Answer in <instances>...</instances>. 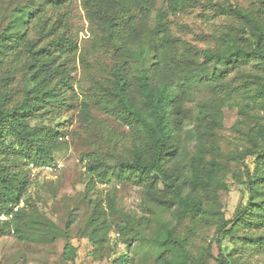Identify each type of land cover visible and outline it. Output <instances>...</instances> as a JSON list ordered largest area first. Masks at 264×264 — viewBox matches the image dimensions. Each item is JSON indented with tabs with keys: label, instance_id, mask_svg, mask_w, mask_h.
<instances>
[{
	"label": "trees",
	"instance_id": "16d2710c",
	"mask_svg": "<svg viewBox=\"0 0 264 264\" xmlns=\"http://www.w3.org/2000/svg\"><path fill=\"white\" fill-rule=\"evenodd\" d=\"M65 2L29 0L9 13L6 26L0 30V68L7 63L8 57L16 61V57L25 53V76L20 99L14 101L11 89H7L10 76H0V213L12 212L11 219L0 221V231L3 233L12 228L19 241L32 238V230L38 232L39 241H53L57 236L64 235L46 217L27 214L26 205L21 202L30 183L27 171L32 166L40 168L54 163L55 152L59 149L57 129L35 120L38 113L48 106L65 104L63 90L72 87L70 73L61 59L74 53L77 45L56 30L55 22L48 24L49 18L46 17L47 8H52L51 14H56ZM186 4V0H168V5L174 11ZM148 5L149 0H85L86 11L96 22L106 42L141 61L136 65L125 58L115 64L109 82L97 83L99 95L92 100L98 109L129 127L138 136L110 168L120 181L144 185L146 196L167 209L172 208L178 220L217 215L214 239L220 246L221 240L226 237L230 240L239 237L233 233V227L241 224L260 226L264 219V125L260 127L258 142L230 158L244 166L248 197L245 205L236 209L233 217L226 220L219 208L207 207L203 200L205 197L201 196L213 197V202L219 205L222 192L227 188L218 179L220 163L214 157L206 158L208 152L205 153L207 149L202 144L216 128L223 126L224 103L218 100L217 105L200 106L195 126L190 132L196 151L187 153L179 139L184 112L183 97L199 85H218L220 93L228 94V85L222 82L224 69L214 67L209 72L207 65L222 63L225 69H233L253 61L258 71L244 74V80L237 87L249 89L251 94L246 98L259 101L264 107V0L256 12L233 4L220 6L224 13H232L241 19L243 25L240 29L248 35L247 43L232 41L221 49H204L201 63L180 55L176 50L177 39L167 34L148 40L135 49L127 46L124 41L126 35L130 32L136 36L139 32L138 27L134 26L133 11L147 13ZM32 18L36 19L38 30L44 37L54 36L44 45L37 46V42L24 40L21 29ZM240 114L246 112L241 110ZM80 115L86 122L92 120L87 100L81 103ZM245 157L253 159V169L246 164ZM87 168L91 180L93 175L100 182L108 180V164L93 162ZM209 189L211 194L207 193ZM108 207L114 209L111 196ZM87 225L90 230L86 236L94 246L92 253L101 256L106 242L104 230L111 227V222L100 204L93 208ZM117 230L122 236L126 231L139 233L136 227L128 223L117 227ZM193 230L194 225L189 231ZM242 237L258 244V247L264 245V234H244ZM187 241V235H179L170 223H161L149 240L159 251L154 264H205L204 259L212 257L210 244L196 258L187 250ZM137 245L143 247L141 243ZM62 256L65 260L74 259L75 247L70 242L66 243ZM219 256L220 264H234L223 252ZM133 263L134 257L127 250L112 260V264Z\"/></svg>",
	"mask_w": 264,
	"mask_h": 264
},
{
	"label": "rangeland",
	"instance_id": "374dc122",
	"mask_svg": "<svg viewBox=\"0 0 264 264\" xmlns=\"http://www.w3.org/2000/svg\"><path fill=\"white\" fill-rule=\"evenodd\" d=\"M28 1L0 0V30L6 26L9 13ZM186 1L184 7L175 11L168 5V0H149L147 13L134 10V26L138 27L139 32L136 36L130 32L126 35L124 41L127 46L135 49L148 40L167 34L177 39L176 50L180 55L201 63L204 49H221L232 41L247 43L248 35L240 29L243 25L241 19L232 13H224L220 6L233 4L256 12L262 0ZM51 10L46 9L48 24L55 22L56 30L77 45L74 53L61 59L70 73L72 87L63 90L65 104L48 106L38 113L35 121L59 132V149L55 152L54 163L60 162L62 167L52 173L28 170L30 183L21 204L25 203L27 214L46 217L64 235L57 236L53 241H39L38 232L32 230V238L19 241L12 228L3 233L0 231V264H112V260L124 250L133 255V264H154L159 251L154 249L149 240L163 222L170 223L179 235H187V250L196 258L210 244L212 257H206L205 264H220V252L234 264H264V245L258 247V244L242 237L244 234H264V219L260 226L241 224L233 227V233L239 237L232 240L226 237L218 246L214 239L217 215L196 220L183 217L178 220L172 208L167 209L146 196L144 185L115 178L110 166L115 164L120 154H125L138 136L129 127L98 109L92 100L99 95L97 83L109 82L115 64L125 58L136 65L141 61L106 42L96 22L86 11L85 0H66L56 14H51ZM36 24V19L32 18L21 31L24 40H32L41 46L54 36L44 37ZM24 59V52L16 57V61L8 57L7 63L0 68V76H10L7 89H11L14 101L20 99L23 87ZM214 67L224 69L222 82L228 85V94L220 93L218 85L193 87L183 97L184 112L179 139L187 153L195 152V140L190 132L195 126L197 111L202 104L217 105L218 100L224 103L223 126L216 128L202 144L207 149L205 153L208 152L206 158L214 157L220 163L218 179L227 188L222 192L219 205L213 202V197L199 194L205 197L203 200L207 207L219 208L224 218L229 220L236 209L245 205L248 197L244 166L240 161L230 158L260 140L264 107L259 101L246 98L251 94L249 89L237 87L244 80V74L258 71L253 61L233 69H225L222 63L207 65L209 72ZM83 100L89 102L92 115L89 122L80 115ZM241 110L246 114H240ZM100 161L108 164L109 178L104 182H100L96 175L91 180L87 168L88 164ZM244 161L253 169L255 164L252 158L245 157ZM207 193L211 194V189ZM110 196L114 202L113 210L108 207ZM97 204L104 209L111 222V227L104 230L106 242L101 256L92 253L94 246L86 236L90 230L88 219ZM126 223L136 227L139 233L126 231L123 236L120 235L117 227L125 226ZM192 225L194 230L189 231ZM67 242L75 247L72 261L62 256ZM139 243L143 247H137Z\"/></svg>",
	"mask_w": 264,
	"mask_h": 264
},
{
	"label": "built area",
	"instance_id": "2783aa9c",
	"mask_svg": "<svg viewBox=\"0 0 264 264\" xmlns=\"http://www.w3.org/2000/svg\"><path fill=\"white\" fill-rule=\"evenodd\" d=\"M62 167V164L60 162L52 163L50 165L42 166L40 168L32 166V170H42L45 173H52ZM12 217V212L10 213H0V221L9 220Z\"/></svg>",
	"mask_w": 264,
	"mask_h": 264
}]
</instances>
